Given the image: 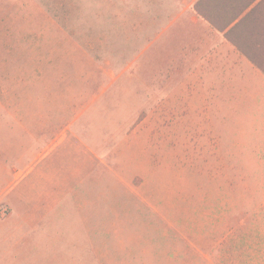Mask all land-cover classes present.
I'll use <instances>...</instances> for the list:
<instances>
[{
    "label": "rangeland",
    "instance_id": "obj_1",
    "mask_svg": "<svg viewBox=\"0 0 264 264\" xmlns=\"http://www.w3.org/2000/svg\"><path fill=\"white\" fill-rule=\"evenodd\" d=\"M187 3L0 0L10 99L25 85L47 97L50 80L62 101L54 125L99 151L105 168L89 186L81 172L70 178V205L94 212L85 223L99 231L37 232L31 251L5 234L0 264H264V102L208 104L221 90L184 86L166 25ZM53 239L69 246L44 249ZM93 240L100 249L78 248Z\"/></svg>",
    "mask_w": 264,
    "mask_h": 264
},
{
    "label": "crops",
    "instance_id": "obj_2",
    "mask_svg": "<svg viewBox=\"0 0 264 264\" xmlns=\"http://www.w3.org/2000/svg\"><path fill=\"white\" fill-rule=\"evenodd\" d=\"M176 6V13L167 22L166 34L173 43L174 63L188 74L184 86L221 90L220 97L212 93L208 98L204 96L208 104L264 102L261 70L227 37L228 32L236 40L254 42L264 35V0H188L186 5ZM236 23L241 26L233 28ZM48 86L47 97L46 93L31 97L25 85L22 95L12 100L11 88L4 78L0 80V242L8 240L5 234H19L15 242L27 245L29 251L33 247L31 234L37 232L95 233L100 229L85 223L84 216L94 218V212L70 205L75 202L70 192L76 190L77 184V180L70 178L81 172L78 184L84 181L86 186L91 185L105 169L104 160L99 151L68 134L62 124L54 125V105H62V101L54 102L50 80ZM58 89L62 94V86L56 87V92ZM254 90L257 94L249 95ZM70 141L71 150L67 147ZM64 147L69 151L64 153ZM25 154H29L28 160L24 159ZM65 159L71 164L67 170L63 166ZM26 168V172L18 175L17 170ZM98 243L93 240L78 248L100 249ZM66 246L69 243L53 239L44 249H66ZM45 259L47 263L56 262L53 256Z\"/></svg>",
    "mask_w": 264,
    "mask_h": 264
},
{
    "label": "trees",
    "instance_id": "obj_3",
    "mask_svg": "<svg viewBox=\"0 0 264 264\" xmlns=\"http://www.w3.org/2000/svg\"><path fill=\"white\" fill-rule=\"evenodd\" d=\"M240 26L241 25L236 23V25L233 26V28H239ZM232 29L230 31H232ZM263 36L264 35L261 34L260 38L255 40L254 42H248V41L242 42L236 40L235 38H233L231 33L227 32L228 39L238 48V50H240L244 55H246V57H248L264 73V63H263L264 57L257 54V53H261L264 48V46L262 45V41L264 40V39L262 40Z\"/></svg>",
    "mask_w": 264,
    "mask_h": 264
}]
</instances>
